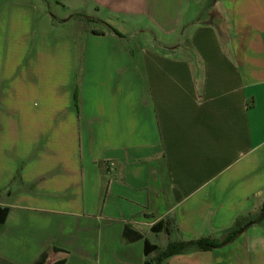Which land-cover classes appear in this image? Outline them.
<instances>
[{"label": "crops", "instance_id": "crops-1", "mask_svg": "<svg viewBox=\"0 0 264 264\" xmlns=\"http://www.w3.org/2000/svg\"><path fill=\"white\" fill-rule=\"evenodd\" d=\"M39 1L0 0V264L151 263L249 220L157 264H264V0H53L123 36L81 42Z\"/></svg>", "mask_w": 264, "mask_h": 264}, {"label": "trees", "instance_id": "trees-1", "mask_svg": "<svg viewBox=\"0 0 264 264\" xmlns=\"http://www.w3.org/2000/svg\"><path fill=\"white\" fill-rule=\"evenodd\" d=\"M79 17V16H77ZM82 17L85 21L90 22V23H97L100 25H103L106 29L112 31L117 37L123 38L121 34L113 30L111 27H109L107 24L96 20L91 17H85V16H80ZM91 33L94 35H103L104 32L99 29H92ZM3 212V218L1 221L4 220L6 211ZM264 216V207L261 212V217ZM260 217V219H261ZM260 219L258 221H260ZM255 220H249L248 222L241 224L239 221H236L234 226L227 229L218 239H207V238H202L199 240H194V241H180V242H175V243H170L163 251L159 253V256L156 259V262H145V264H157L159 261L164 260L172 255L182 253L188 249H197L199 251H210L213 249H218L222 248L232 242L235 241V239L250 225L254 224ZM163 224V223H162ZM158 225H161V222L158 223ZM155 232V229H153ZM145 248L149 247V252H145V255L147 256L149 253L159 251V248L155 245H150L147 241L144 242ZM47 259V252L42 253L39 258L33 263V264H45ZM60 264H64L61 262Z\"/></svg>", "mask_w": 264, "mask_h": 264}, {"label": "rangeland", "instance_id": "rangeland-1", "mask_svg": "<svg viewBox=\"0 0 264 264\" xmlns=\"http://www.w3.org/2000/svg\"><path fill=\"white\" fill-rule=\"evenodd\" d=\"M37 7V23H38V28L40 29H52L53 31L64 35L68 37H72L76 39L77 42H81L82 40V34L84 31L88 28L90 23H86L84 21H76V20H69L67 25L62 24V17L66 14V12H63L54 2L53 0H40L39 2L36 3ZM206 7L200 8L199 12L197 13L198 18L201 21H205V16H206ZM53 21L55 24L50 27L44 26V24L48 25V21ZM92 26V25H91ZM150 36H153L150 33ZM148 36L143 35V34H138L137 36H132L130 37V44L133 43H139L143 42L147 39ZM171 42V40H169ZM220 236L217 237V239ZM151 241L156 243L158 246H163L162 239L160 238H151Z\"/></svg>", "mask_w": 264, "mask_h": 264}]
</instances>
